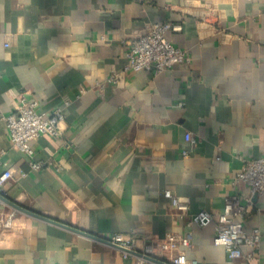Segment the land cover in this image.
I'll return each mask as SVG.
<instances>
[{
	"label": "crops",
	"instance_id": "1",
	"mask_svg": "<svg viewBox=\"0 0 264 264\" xmlns=\"http://www.w3.org/2000/svg\"><path fill=\"white\" fill-rule=\"evenodd\" d=\"M155 22L180 26L168 39L189 61L127 70L132 40ZM22 96L65 115L62 136L31 142L32 156L11 145L5 121ZM0 155V175L12 174L3 194L32 212L121 234L169 264L180 253L198 264H264V196L236 182L244 160L264 157V0H0ZM235 195L251 202L246 231H261L253 263L214 244V222L190 224ZM167 233L191 246L161 252L154 240ZM0 264L154 263L19 213L16 228L0 230Z\"/></svg>",
	"mask_w": 264,
	"mask_h": 264
},
{
	"label": "built area",
	"instance_id": "2",
	"mask_svg": "<svg viewBox=\"0 0 264 264\" xmlns=\"http://www.w3.org/2000/svg\"><path fill=\"white\" fill-rule=\"evenodd\" d=\"M180 26L171 22H155L150 29L136 37L131 42V49L127 53V70L133 72L151 71L157 73L172 69L177 64L189 61L186 52L181 48H176L168 39V33L177 32ZM110 81H117L110 79ZM5 121L10 133L11 145L29 156L33 155L31 142L38 140L43 135L59 138L64 131L65 115L61 109L55 110L47 115L38 111V103L22 96L15 104L14 110ZM195 140H192V144ZM187 153L185 152V155ZM1 159V155H0ZM219 159H221L219 157ZM45 163H31V168L39 170ZM9 170L0 175V192H4L6 183L11 179ZM236 182L246 183L252 196H264V157L261 159L244 160L242 171L237 174ZM167 197L172 198L173 205L181 214L189 210V204L174 196L171 192H166ZM245 207L240 202V196L235 195L228 199L222 213L215 216L210 212L203 211L194 214L190 218V224L198 226H208L214 224L215 238L214 244L221 246L227 252L231 260L246 259L253 263L259 259L258 250L261 246V231L254 229L248 233L245 229L244 219L250 207ZM1 205H6L0 201ZM18 212L14 209L0 210V230H8L17 227ZM241 218V220H236ZM190 236H177L167 233L163 239L154 240L158 249L163 253L174 252L180 246L189 248L191 246ZM113 245L123 249L136 251V241L127 240L121 234H114L109 239ZM249 248L247 254L244 248ZM154 247L151 245L147 253H153ZM125 259L135 257L128 252H121ZM171 264H198L196 260L189 259L185 254H177L171 259Z\"/></svg>",
	"mask_w": 264,
	"mask_h": 264
},
{
	"label": "water",
	"instance_id": "3",
	"mask_svg": "<svg viewBox=\"0 0 264 264\" xmlns=\"http://www.w3.org/2000/svg\"><path fill=\"white\" fill-rule=\"evenodd\" d=\"M0 201H2L4 204L8 205L9 207H11L12 209L16 210L17 212L19 213H22V214H25L27 216H30V217H33V218H36L38 220H41L43 222H46V223H49V224H52V225H55V226H58V227H61L63 229H66V230H69V231H72V232H75L77 234H80V235H83V236H86L96 242H99V243H102L104 245H107L111 248H114L116 250H119L120 252H128L129 254H131L132 256H135V257H139V258H143L145 261L147 262H151V263H154V264H169V263H165L164 261L154 257V256H149V255H142L141 253L137 252V251H134V250H127V249H123L117 245H113L112 243L109 242L108 239L106 238H102V237H99V236H96V235H93V234H90V233H87L85 231H82V230H79L77 228H74L72 226H69L67 224H64V223H61V222H58L52 218H49L47 216H43L41 214H38L36 212H32L22 206H20L19 204L9 200L3 193L0 192Z\"/></svg>",
	"mask_w": 264,
	"mask_h": 264
}]
</instances>
